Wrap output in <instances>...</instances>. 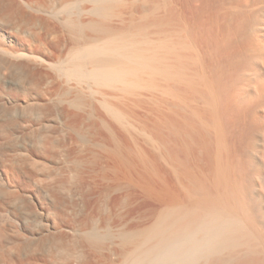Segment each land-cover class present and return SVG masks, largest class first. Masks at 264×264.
<instances>
[{
	"label": "bare ground",
	"instance_id": "bare-ground-1",
	"mask_svg": "<svg viewBox=\"0 0 264 264\" xmlns=\"http://www.w3.org/2000/svg\"><path fill=\"white\" fill-rule=\"evenodd\" d=\"M37 23L46 27L45 39L27 34ZM14 77L28 87L20 104L40 130L38 155L59 150L63 157L55 167L30 158L36 183L47 184L53 197L67 192L72 204L96 181L107 182L110 192L88 212L40 204L27 232L0 208V264L135 262L154 236L173 234L170 227L186 216L191 221L190 212L201 218L228 210L237 177L245 211L264 226V0H0V85ZM49 104L62 108L57 118L46 117ZM48 120L52 133L39 129ZM2 124L0 139H13ZM3 172L0 197L18 203ZM135 187L159 202L149 223L121 222L115 213L121 197L131 205ZM121 190L123 196L113 194Z\"/></svg>",
	"mask_w": 264,
	"mask_h": 264
},
{
	"label": "rangeland",
	"instance_id": "rangeland-1",
	"mask_svg": "<svg viewBox=\"0 0 264 264\" xmlns=\"http://www.w3.org/2000/svg\"><path fill=\"white\" fill-rule=\"evenodd\" d=\"M27 34L28 35H32V37H34L37 40L39 38H44L45 39L48 36L47 35V31H46V27L44 25H41V24H38V23L36 24L35 27H31L28 30ZM15 78L16 77H14L13 79L15 80ZM17 80H15L13 83H11L9 85H4V84L0 85V116H1L0 117V121H1V124L3 123L2 126L4 125V127H2V128H4V130L10 131V133H11L10 135L13 134V136H10L13 139H10L7 136L10 139L11 143L9 142L8 138H4V142H5V139L8 140V142H5V143L3 142V139H0V173H1V171L2 172L4 171L3 173H5V174L8 173L6 175L10 178V181L13 180V181H11L12 187H13L12 189H14L15 190L14 192L17 195H19L21 198L18 196V199H19L18 203L12 204V203L7 202V200L5 198H4L5 199L4 200L2 197H0V208L5 210L6 213L9 215V217L11 218L10 219L11 220L10 223L12 222L14 224V226L19 228L22 232H24V231L27 232V230H31L34 226H36L38 210L40 209V206H39L40 204L43 205L44 207L48 205L46 208H48V207H49L48 209L52 208L51 210H54V206H55V208H56L55 210H57V209H59V210L65 209V211H66V209H67V211H69V209L71 208V209L74 210V212H78V213L79 212H88V211L93 209L95 203L99 200V197H100L101 193H108V192H110V189L108 188L109 185H108L107 182L96 181L97 184L92 190H88L84 194H82V192H81V193L78 194V196L77 195L74 196V198H75L74 201L77 202V203H74V204L70 203L71 200H72V197H69V194H67V192L63 193L64 195L61 194L63 198L61 197V195H59V197L62 199L61 201H59L60 198L56 197L58 195H55L54 197L57 198V199H55L52 202V199L54 198L53 197L54 194L51 192L52 190L50 188L46 189L47 184H45L44 182H39V183L37 182L38 184L36 183V181H39V180H37V177L35 176V174L37 173V170H36V173H35L36 166L34 164L35 168H32L28 164V161H29L30 158H31V160L32 159L41 160L44 156L42 157V155H38L39 154L38 153L39 150L36 149V146H35V144H36L35 143L36 142L35 139L36 138H34V137H37L36 136L37 131H40V130L35 129L34 126L32 125L34 123V118L32 117L31 114H29L30 112L29 113L27 112V111L30 110L29 106L27 108L24 106L25 109H22L23 106L20 104L21 99H24L25 97L29 96L28 95V87H27L26 84L20 83ZM159 99H156V101H160ZM161 100H164V99H161ZM198 101H200V100H198ZM49 105H50V107L48 108V113H47L46 117L49 118L51 116H54V117L57 118L59 116L60 112L62 111V108L61 107H57V106L53 107V106H51L52 104H49ZM26 109H27V111H26ZM142 111L140 110V112H139L142 115L141 117L145 118V120H147V118H148V120H149L148 116H150V115L147 116V114L146 113L144 114V111L143 112ZM2 112L4 113V115L1 114ZM51 121H53V120H51ZM51 121L48 120V122H45V126H42L41 128L39 127V129H41L43 131L45 129V130H47L48 133L49 132L52 133V131L55 130V123H53ZM8 131H7V133L9 135ZM12 140H13V143H12ZM71 146H72V148L76 147L73 144ZM231 148H233V147H231ZM78 149H79V147H76V150H78ZM37 156L38 157L40 156L39 157L40 159ZM201 156L202 155H198L197 156V160H200L199 164L202 163L201 165H203ZM57 158L58 159L59 158H63L62 154H61V152L59 150H56L53 153L52 156L51 155L48 156V157L45 156V159L43 158L42 161L46 162V164L48 166H50V167H55V166L58 165L57 164V162H58ZM34 161L32 160L31 163L33 164ZM233 162L232 163L230 162V164L228 163L229 164L228 166H231L230 168H233L234 166H236L235 163L233 164ZM29 163H30V161H29ZM53 165H55V166H53ZM232 165H234V166H232ZM36 175H38V174H36ZM236 179H237V181H239V183L238 182L236 183V180H232V181L233 182L235 181L234 183H236L237 185H240V186L237 187V185L236 184L234 185L233 182H232L233 183L232 185H233V187L236 186L234 188H236L237 196H236L235 193H234L235 195L232 194V193L231 194L229 193V195H228L229 196V198H228V204H229L228 205V210L233 207V212L231 211V213H235V214L234 215L231 214V215H233L234 217L230 218L229 217L230 214L228 215V213H227L228 210H226V211L223 210L225 212V217H228V218H226V221H225L224 214H221V213H224V212H222V210H221V211H218V212H221L220 214H218V212H216V214H214L215 212L211 213V214H213L212 216H206L205 214H203V216L205 215L207 219L204 218L203 216H201V218H204V222H202L201 220H203V219L200 218V215L202 214L201 212L199 213L197 211L198 212L197 215H196V213L192 212L193 213L192 214L190 212L191 215L188 214V216L190 215L189 219H191V218L193 219L194 222L191 219L193 224L191 223L190 220H188L187 216H186L187 218L184 216L186 218V219L184 217H183L184 219L182 218L183 219L182 221H183L184 224L182 223V221L181 222L179 221L180 223L177 221V222L174 223L177 226L173 224L174 226L170 227L171 229L174 228V230H171V232H170V233L174 232L173 234H170V235L168 234V236H167V234L165 233L166 235L165 234H159L160 237L158 235L154 236L153 237L154 239L152 238L148 242V244L146 243L148 246L145 244V246H144L145 248H143V250H142L143 252L139 251V253H137L138 257L135 255V258L137 257L136 259L133 257L134 260H131V261H135V262H131V263H133V264L137 263L138 264L140 261H142L141 264H153L154 261H156L154 264H156V263L157 264H160V263L161 264H170V263L171 264H225V263H227V264H245V263L246 264H264V250H262V249H264L263 248L264 244L263 243H259L258 244L259 241L260 242H264L263 241L264 238L262 237V236H264V234L262 233V232H264V226H262L261 224L258 225V223L255 222V219L254 218L252 219V216L249 218L250 214H249L248 210L245 211V208H246L247 205L245 203L242 204V202H241L242 199L239 200V198L244 197L242 195V192H243L242 189L243 188L241 187L242 186L241 182L243 181L242 180L243 178L241 177V178L238 179V177H237ZM240 180H242V181H240ZM42 183L46 187L44 185L42 186ZM122 184H123L122 182L116 181V185H122ZM238 188H240V189L238 190ZM47 190H50V191H47ZM30 192L36 193L35 195L39 199L38 202L29 195ZM48 193L49 194L52 193V196L50 197L51 194L48 195ZM113 194L118 195V196H123L125 194V190H121V191L115 192ZM131 194H133V195H132V198H131V205L130 206H127L124 203V201H123L124 197H121L122 201L115 208V213L119 217L118 219L121 222L127 221L129 224H134V225L135 224L136 225H140V224H143V223L145 224V223H149L150 221H152L151 211H152L153 208L159 206V204H158L159 202L156 201L157 199H155V197H153L154 199L152 197L151 198L148 197L139 188H136V187L132 190ZM49 197H50V199H49ZM233 200H235V201H233ZM243 200L245 201V199H243ZM229 202H231V203H229ZM238 203H239V205H238ZM231 204H232V206H230ZM243 205H245V206H243ZM235 207H236V209H235ZM242 207L243 208L245 207L242 210L243 213L240 210ZM237 210H238V212H236ZM240 211H241L242 214L240 213ZM226 213H227L228 216H226ZM198 214H200V215H198ZM246 214L248 215L247 216L248 218H245ZM208 215H210V214H208ZM215 217H218V219H220V221L217 218L215 219ZM223 218H224V220H223ZM244 218H245V220H244ZM238 219L241 220V222ZM247 219L251 220V221L254 220L255 223L254 222L251 223V221H248ZM196 220L199 221L200 223L199 222L197 223ZM207 220L211 222L210 225H209ZM229 220H231V221H229ZM213 221H215V222H213ZM218 221L221 222L222 224L225 222L223 224V226L221 225L223 228L220 227V223H218ZM236 222H239V224L241 223L244 226H242L241 224L239 225ZM197 224H199L200 226L197 225ZM201 224H203L204 226L203 225L201 226ZM225 224L227 226H225ZM228 224H229V226H228ZM179 225L183 228V230H182V228ZM195 225L197 227H199V228L198 229H197V227L192 228ZM233 225H235V227H233ZM213 226H215V228ZM258 226H260L259 230H257ZM224 227H226V228H224ZM262 227H263V229H262ZM204 228L206 230H204ZM232 228H233V230H232ZM184 229L186 231H188V233L185 232ZM200 229H203V231H200ZM219 229H221V230H219ZM222 229L225 232H223ZM189 230L192 231V234H195L193 238L191 237L193 235L191 234V232H189ZM212 230H217V231L213 232ZM229 230H231V231L229 232ZM246 230H249V232L246 231ZM178 231H181V232L178 233ZM194 231H195V233H194ZM237 231H238V233L240 232L241 234L240 233L238 234ZM242 231H243L244 234L242 233ZM201 232H202V234H201ZM167 233H169V230H168ZM207 233H208V235H207ZM246 233H247V235H246ZM221 234H223V235H221ZM227 234H228V236L231 234L229 236L230 238L226 237ZM249 234H252V235H249ZM258 234H260V235H258ZM180 235L183 236V237L180 238L181 237ZM210 235H212L213 239H210V238H212ZM187 236L189 237V239H187L188 238ZM222 236L226 237L225 239L228 238L229 242L227 240L225 241L227 245H225V242H224L225 239ZM170 238H174V239L173 240L171 239L172 240L171 241ZM256 238H257V240L258 239L259 240L257 241ZM261 238H263V239H261ZM155 239H157V241ZM167 239H169V240H167ZM180 239H184V241H186V240H188V241L186 243L183 240L181 241ZM193 239H195L196 242ZM215 239H216V241H215ZM235 239H237L236 243H235V241H236ZM241 239L244 240V242ZM249 239L252 240V241H248ZM174 240H176L177 242H174ZM206 240H208V241H206ZM239 240H241V241H239ZM254 240H256V241H254ZM168 241H170V242L168 243ZM190 241H192V242H190ZM230 241H231V244H230ZM238 241H239L240 244H238ZM150 242L153 244V247H152V244L150 245ZM163 242H165L164 243V247L165 248L163 247ZM181 242H182V244L184 243L185 246H184V244L182 245ZM213 242H215L217 245H219V248H218V246H215L216 244L214 245ZM221 242H223L224 244L221 243ZM255 242H257V243L255 244ZM170 243H172V244H170ZM193 243H195V244H193ZM211 243H213V244H211ZM219 243L222 244V245H220ZM200 244L202 245V247L200 246ZM190 245H192V246H190ZM205 245H206L207 248H205ZM239 245H241V246H239ZM156 246H159V248L156 247ZM181 246H183V247H181ZM199 247H201V249ZM154 248H155V250H154ZM156 248H158V250ZM187 248H188V250H187ZM219 249L220 250L222 249V250L220 251ZM144 250H146V251H144ZM175 250H176V253H175ZM180 250L182 252H179ZM245 250H247V251H245ZM151 251L153 253L157 252L158 254H155V255L153 253L151 254ZM197 253H199V254H197ZM160 255L163 256V257L161 258ZM178 255H179V257H178ZM220 255H221V257H220ZM173 257H175V258L177 257V258L175 259ZM182 257H184V258L181 259ZM163 258H165V259H163ZM147 259L150 262H148ZM160 259H162L163 261L160 260ZM180 259H181V262H180ZM157 260H158V262H157ZM146 261H147V263H146ZM131 263L129 261L128 264H131ZM24 264H26V263L24 262Z\"/></svg>",
	"mask_w": 264,
	"mask_h": 264
}]
</instances>
